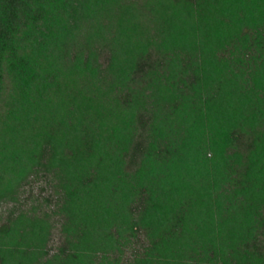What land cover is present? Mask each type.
Masks as SVG:
<instances>
[{
	"label": "trees",
	"instance_id": "1",
	"mask_svg": "<svg viewBox=\"0 0 264 264\" xmlns=\"http://www.w3.org/2000/svg\"><path fill=\"white\" fill-rule=\"evenodd\" d=\"M0 219V264H264V0H0Z\"/></svg>",
	"mask_w": 264,
	"mask_h": 264
},
{
	"label": "rangeland",
	"instance_id": "2",
	"mask_svg": "<svg viewBox=\"0 0 264 264\" xmlns=\"http://www.w3.org/2000/svg\"><path fill=\"white\" fill-rule=\"evenodd\" d=\"M3 208H4V206L2 207V211H1L2 212L1 219L6 216V212H4ZM1 219H0V222H1ZM58 244H59V234L56 232V230H54L53 236H52V245L55 246Z\"/></svg>",
	"mask_w": 264,
	"mask_h": 264
}]
</instances>
